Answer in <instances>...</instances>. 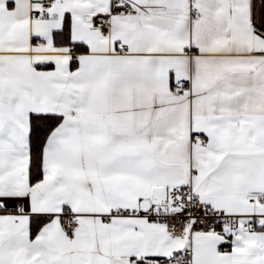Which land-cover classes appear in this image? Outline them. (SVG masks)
<instances>
[{"label": "snow or ice", "instance_id": "1", "mask_svg": "<svg viewBox=\"0 0 264 264\" xmlns=\"http://www.w3.org/2000/svg\"><path fill=\"white\" fill-rule=\"evenodd\" d=\"M0 264H264V0H0Z\"/></svg>", "mask_w": 264, "mask_h": 264}]
</instances>
